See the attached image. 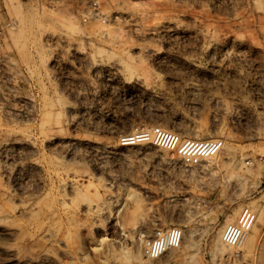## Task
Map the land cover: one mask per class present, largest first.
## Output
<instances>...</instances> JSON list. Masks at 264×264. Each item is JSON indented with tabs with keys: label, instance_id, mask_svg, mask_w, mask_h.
<instances>
[{
	"label": "rangeland",
	"instance_id": "1",
	"mask_svg": "<svg viewBox=\"0 0 264 264\" xmlns=\"http://www.w3.org/2000/svg\"><path fill=\"white\" fill-rule=\"evenodd\" d=\"M92 1L0 0V264H264V0ZM155 127L223 148L188 165Z\"/></svg>",
	"mask_w": 264,
	"mask_h": 264
},
{
	"label": "built area",
	"instance_id": "2",
	"mask_svg": "<svg viewBox=\"0 0 264 264\" xmlns=\"http://www.w3.org/2000/svg\"><path fill=\"white\" fill-rule=\"evenodd\" d=\"M103 8L98 0H93L85 14V21H105ZM169 135L166 148L172 152L178 153L182 160L188 165H198L203 161L212 158L218 154L223 148V141L215 140H195L180 139L179 135L170 133L161 127H155L147 136H151L150 141H158L161 134ZM166 139V138H165ZM165 141V140H164ZM164 143V142H163ZM258 219L257 211L247 205L244 206L236 221L227 225L222 233V240L228 246L239 247L253 230ZM184 240V230L178 225H171L166 228L156 230L149 246L145 249V253L151 258H161L169 250L179 248Z\"/></svg>",
	"mask_w": 264,
	"mask_h": 264
},
{
	"label": "bare ground",
	"instance_id": "3",
	"mask_svg": "<svg viewBox=\"0 0 264 264\" xmlns=\"http://www.w3.org/2000/svg\"><path fill=\"white\" fill-rule=\"evenodd\" d=\"M148 135V134H147ZM146 135V136H147ZM147 137H149V136H147ZM169 135H167L166 133L165 134H161L160 135V138H159V140L158 141H156V140H154V141H156V142H159L160 144H163V146H165L166 147V143H167V141H168V139H169ZM138 138V137H137ZM166 138V139H165ZM150 139H151V136H150ZM165 140V141H164ZM164 142V143H163ZM223 153V152H222ZM215 156H218V155H214L212 158H214ZM233 216L234 215H232V216H230V218L228 219V222H233L234 221V218H233ZM230 224V223H229ZM252 232V231H251ZM250 232V233H251ZM249 233V234H250ZM249 234L247 235V237L249 236ZM247 237L245 238V240H244V242L239 246V247H241V246H243L244 244V247L246 246V243H247V245L249 244V239H248V241H246V239H247ZM250 237V236H249ZM251 239V238H250ZM246 241V242H245ZM231 247H233V246H231ZM170 251V250H169ZM154 259H159V258H154Z\"/></svg>",
	"mask_w": 264,
	"mask_h": 264
}]
</instances>
